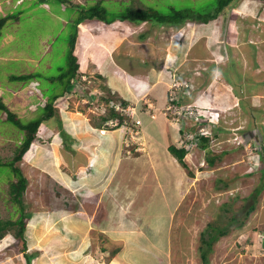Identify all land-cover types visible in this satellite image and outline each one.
I'll use <instances>...</instances> for the list:
<instances>
[{"label":"rangeland","instance_id":"374dc122","mask_svg":"<svg viewBox=\"0 0 264 264\" xmlns=\"http://www.w3.org/2000/svg\"><path fill=\"white\" fill-rule=\"evenodd\" d=\"M96 2L108 17L129 7L203 13L217 5V0H0V18L6 20L0 28V99L24 123L44 114L43 100L49 97L57 96L60 106L55 110L61 127L42 123L15 162L27 179L22 200L32 214L25 252L31 264H200V232L218 213L221 220L239 214L264 168V95H250L263 90L252 79L264 80V0H235L205 23L86 19L81 29L77 25L74 49L84 81L61 95L65 82L58 77L79 14L73 5ZM31 73L37 77H14ZM131 74L152 84L154 97L146 99L149 89L129 79ZM183 75L193 84L181 93L187 110L169 100L179 92L173 80ZM88 91L97 98L92 105ZM135 96L137 103H129L137 109L130 115L121 101ZM108 98L124 125L105 126L114 137L95 134L94 128L105 124L100 117L110 113ZM147 114L159 117L157 123L146 125L142 117ZM112 119L107 122L118 121ZM60 129L73 137L71 150L63 145ZM199 131L210 136L207 149L187 139ZM21 137L0 111V162L14 156ZM168 144L186 146V168L171 158ZM210 156H217L211 165ZM98 163H103L100 169ZM168 165L172 177L182 168L176 178L179 196L174 192L163 200L156 180ZM11 178V169L1 165L3 218L13 211L6 191ZM20 246L6 233L0 239V264H26ZM208 256L209 264H264V187L244 225L219 237Z\"/></svg>","mask_w":264,"mask_h":264},{"label":"trees","instance_id":"16d2710c","mask_svg":"<svg viewBox=\"0 0 264 264\" xmlns=\"http://www.w3.org/2000/svg\"><path fill=\"white\" fill-rule=\"evenodd\" d=\"M235 0H217V5L213 4V8H210V11H205L203 13L191 12V9H175L170 8V11L167 13H161L153 8L149 9H139L129 7L124 12L117 14L115 17H108L107 9L104 6H101L99 2H96L93 6H87L85 4H75L74 7L78 8L79 14L75 21V32L71 35L69 40V52L66 60V65L63 67V71L60 73L58 79L65 82L64 87L62 88L61 95H66L67 91L70 90V79L75 78L78 68V58L74 53L75 49V39L77 35V25L80 22H83L86 19H97L104 22H111L115 18L126 19L133 23H139L143 20H148L153 24H167V25H180L188 20H195L200 22H207L211 19L216 18L223 8L233 4ZM85 6V7H83ZM5 18H0V28L5 23ZM16 79L28 80L30 78H35V74H25L14 76ZM69 94V93H68ZM57 96L48 98L45 100V103L42 105L44 109V114L36 119L30 120L26 123L22 122L16 112L11 110L5 101L0 99V111L5 113V120L10 122L14 127H17L22 132V137L20 138V143L16 147L14 156L6 161L0 162V166L4 165L11 169L13 173V178L8 180V189L6 190L9 199L12 203L13 211L10 212L8 217H0V239L6 234L11 233L13 238L21 242L20 249L23 252L26 264H31V254L25 252L26 249V223L27 220L32 217L31 212L25 211V205L22 200V195L25 191L27 185V179L23 175L22 171L15 165V162L22 159L23 154L31 145L32 141L35 138V133L38 131L40 125L45 122L49 126L61 127V119L56 114L57 107L54 106ZM105 99V98H103ZM108 100V99H107ZM106 101V100H105ZM126 102L121 101L122 105H125ZM106 117H117L121 123V116L118 112L111 108L110 113L107 116H102L101 119H106ZM59 133L62 137L63 145L67 149L71 148V142L73 137L67 134L64 130H59ZM199 138V145L203 149H207L208 142L210 140L209 134L202 133ZM169 153L176 159V161L181 165V167L186 168V163L184 162L185 149L182 147H177L174 144H170L167 147ZM21 157V158H20ZM84 157V156H82ZM81 157V158H82ZM217 156L206 157L207 164H212L214 159ZM80 158V159H81ZM79 162H77L78 164ZM264 168H261V176L259 184L254 187L253 191L245 198V201L249 199V203H242L240 207L241 211L239 214H232L227 217L226 220H221L220 213L217 214L216 220L213 222H208L204 231L200 232V247H199V257L200 264H209V252L212 250L214 242H216L219 237L227 234L232 228H239L244 225V220L247 219L248 214L255 209L258 193L264 187ZM2 180V179H1ZM6 181V179H4ZM229 203H224L222 208ZM224 210H227L225 207ZM2 218V220H1ZM6 222V223H5ZM22 226V228H20ZM9 230V231H8ZM20 252V251H19Z\"/></svg>","mask_w":264,"mask_h":264},{"label":"crops","instance_id":"0c3cea01","mask_svg":"<svg viewBox=\"0 0 264 264\" xmlns=\"http://www.w3.org/2000/svg\"><path fill=\"white\" fill-rule=\"evenodd\" d=\"M221 14V13H220ZM215 19V18H214ZM200 22V21H199ZM208 22V21H207ZM202 23H205V22H202ZM215 30V29H214ZM203 49V51H204V49L205 48H202ZM228 62H229V66H227V67H230L231 66V64H232V59H230L229 57H228ZM99 69H102L100 66H97ZM113 71H116V72H118V73H120L119 72V70L118 69H116L115 67L113 68ZM223 74L224 75H226V73H225V71L223 72ZM244 74H246L247 76H249L247 73H244ZM99 75V74H98ZM227 75H228V73H227ZM124 77V76H123ZM125 78V77H124ZM130 78H132L133 80H134V83H136V84H138V83H140L141 81H139L140 79L139 78H141V77H139L138 78V76H136V75H130L129 76V79ZM129 79H125V81H124V83H123V85H125V89L127 90V87H126V81L128 82L129 81ZM250 79V78H249ZM119 80L121 81V79L119 78ZM253 81H255V82H259V83H261V85L263 86L262 88H263V90L262 91H255V92H252L250 95L251 96H254V97H259L260 95H264V80H260V78H253L252 79ZM122 82V81H121ZM111 83V82H110ZM148 82H141V86L142 87H147L149 90L148 91H145L144 92V95H145V97H146V99H147V97L149 96V95H151V96H153L154 97V95H155V92H152V91H150V89H151V87H152V84L151 85H149V84H147ZM112 85L115 87V88H117V86L116 85H114V83H112ZM109 91H110V89H109ZM131 91H128V93H130ZM146 94H148V95H146ZM240 96V95H239ZM144 97V96H143ZM161 98H162V96H161ZM161 98H160V100H161ZM159 99V98H158ZM137 100H138V98H136V96L134 97V98H131V99H125V101L124 102H126L125 104H127L126 106H127V108H130L131 110H132V115H133V113L135 114V109H137V105H135L134 107H130V101H135V103H137ZM146 100H144V102H145ZM161 101H164V100H161ZM261 102H257V105H259ZM256 104V103H255ZM255 104H253V102H252V104H250L251 106H254ZM249 105V104H248ZM139 112V111H138ZM148 116H144V117H142V119H143V121H144V123H146V125H150V124H152V123H157L156 121H158V120H156V119H159V117L158 118H156V119H152V118H150V116H149V114H147ZM134 117V116H133ZM135 118V117H134ZM158 127H159V125H158ZM151 131V133L153 132V131H155V130H150ZM163 132H165V129H164V131ZM108 133H111V132H107V133H104V135H108V136H110V137H114V136H112V134H108ZM156 133V132H155ZM95 134H97V133H95ZM99 135V134H98ZM113 135H115V134H113ZM148 135V134H147ZM156 135L158 136V134L156 133ZM100 144H103V145H106V144H104V142H101ZM100 157H103L102 155L100 156ZM171 158H173V160H174V157H171ZM97 165H98V168L100 167L101 168V166L103 165V163H98V164H96V167H97ZM99 168V169H100ZM169 169H170V166L168 165V168L165 170V171H163L162 173H161V176H162V178H160V179H157L156 181H159V182H161V191H162V193L160 194V197L159 198H162L163 200H164V198L167 196V195H172V193L174 194V192H176V194H178L177 192H178V190H179V185L177 184V183H179V182H177V179L176 178H178L179 176H178V173H179V171L182 169H180L179 171H178V173H176V176L175 177H172L171 175H169L167 172L169 171ZM98 174H100V172L98 173ZM85 178V177H84ZM98 178V177H97ZM99 179V178H98ZM176 179V180H175ZM74 180V179H73ZM85 180V179H84ZM83 181V180H82ZM86 189V195L88 196L87 198H89V196L91 195L90 193L91 192H89L88 193V191H89V189H88V187H86L85 188ZM94 190V189H93ZM92 191V190H91ZM156 192V191H155ZM155 194V193H154ZM175 195V194H174ZM154 195L153 194H150L148 197H147V200H151L152 199V197H153ZM178 196H179V194H178ZM177 200V199H176ZM166 222H164V224H165Z\"/></svg>","mask_w":264,"mask_h":264},{"label":"clouds","instance_id":"9594fccd","mask_svg":"<svg viewBox=\"0 0 264 264\" xmlns=\"http://www.w3.org/2000/svg\"><path fill=\"white\" fill-rule=\"evenodd\" d=\"M116 19V18H115ZM114 19V20H115ZM97 20V19H96ZM113 20V21H114ZM126 20V19H125ZM99 21H101V20H99ZM147 21V20H146ZM101 22H103L104 24L105 23H112V21L111 22H104V21H101ZM142 22V21H141ZM80 24H82V22H80ZM82 25H84V24H82ZM175 71V70H174ZM84 73V72H83ZM76 76H75V78H71L70 79V84H71V86H70V90H68L67 91V94L69 93L70 94V91H76V90H78L79 89V87H81V85H82V83H83V81H84V78H81L82 76H84V74H80V73H76L75 74ZM99 76H100V74H99ZM178 77V76H177ZM183 77V79H180V77H179V80H181V81H183V80H185L186 82V84L185 85H181L180 86V91L178 92V97L177 98H175V100H173L172 102L176 105V103H180L181 101H182V99H183V96L184 95H182L181 96V93L183 92V91H185V90H190V89H193V84H192V82L189 80L190 78H187V76H182ZM32 87H34V85H31ZM74 86H75V89H74ZM190 87V88H189ZM88 93H89V96L91 97V100L92 101H88V103H89V105H92V103H93V101L95 100V101H97V98H96V96H94V94L91 92V91H88ZM193 93V90H192V92L191 93H187V94H192ZM80 96H82L81 94H79ZM96 95H99V94H96ZM67 97H69V96H67ZM83 98V97H82ZM101 100L103 99V97H101L100 98ZM109 100H110V102H111V104H110V109L112 108L113 110H115L116 112H118L116 109H117V105H115V103L114 102H112V100L110 99V98H108ZM104 101H105V99H103ZM43 103H45V100H43ZM66 103H67V100H66ZM54 104V106L55 107H60V106H57L56 104H55V102L53 103ZM188 103H185V102H181L179 105H182V106H184V107H188V105H187ZM122 105V104H121ZM127 104H125V105H122V107H121V109L123 110V111H127L128 110V108H126L127 106H126ZM196 105V104H195ZM197 106V105H196ZM114 107H116V108H114ZM183 107V108H184ZM194 108H196L195 110H198V107H194ZM96 110V109H95ZM130 115H132V114H130ZM107 116V115H106ZM133 117V116H132ZM112 118H115V119H118L117 117H111V118H109V117H106V119H104V121L101 119V117H100V119L105 123V124H99V122H98V124H95V126H94V128H97L98 129V131L96 132L97 134H100V135H103L104 133H107L108 131H110L111 129H108V127H105V126H110V127H113V126H124L123 125V123H122V121H121V123L119 122V120L117 121V120H115L114 121V123L113 122H110V123H108L107 121L108 120H110V121H112L113 119ZM44 123V122H43ZM134 127H135V125H133ZM181 126H183V125H181ZM106 129H108V130H106ZM118 129V128H117ZM100 130H101V132H100ZM116 131V130H115ZM119 131V130H118ZM202 133H204V132H201V131H199V132H197V133H195V134H192V136H191V138H187L188 140H194V142L195 143H197L198 141L197 140H199V138H198V136H200ZM170 144H168L167 145V147L169 146ZM176 146V145H175ZM200 146V145H199ZM177 147H180V146H177ZM182 148H184L185 149V154H186V146H181ZM203 149V148H202ZM169 152V151H168ZM184 157H185V155H184ZM183 157V159H185ZM175 159V158H174ZM176 160V159H175ZM185 161V160H184ZM4 237V236H3ZM2 237V238H3ZM1 238V239H2Z\"/></svg>","mask_w":264,"mask_h":264},{"label":"built area","instance_id":"2783aa9c","mask_svg":"<svg viewBox=\"0 0 264 264\" xmlns=\"http://www.w3.org/2000/svg\"><path fill=\"white\" fill-rule=\"evenodd\" d=\"M173 82H175V83H172V86H174V89L176 90V91H180V86L181 85H185L186 83V81L185 80H183V81H181V80H179V76H178V78L176 77L174 80H173ZM170 92H172L171 90H170ZM178 96H176V97H171V99H169V100H171V101H173V100H175V98H177ZM171 105H173V106H176V108L179 106H182V105H175L173 102H171L170 103ZM184 106H182V108H183ZM175 108V107H174ZM176 108H175V111H178V110H176ZM185 110H187V107L185 108ZM181 111V110H180Z\"/></svg>","mask_w":264,"mask_h":264},{"label":"bare ground","instance_id":"6f19581e","mask_svg":"<svg viewBox=\"0 0 264 264\" xmlns=\"http://www.w3.org/2000/svg\"><path fill=\"white\" fill-rule=\"evenodd\" d=\"M81 27H82V24L81 25H79V28L81 29ZM101 132V131H100ZM32 157V156H31ZM21 158V157H20ZM40 159V158H39ZM122 169V168H121ZM124 172V171H123ZM263 210V209H262ZM5 218V217H4ZM1 220H2V218H1ZM6 223V222H5ZM20 228H22V226L20 227ZM9 231V230H8ZM8 239V238H7ZM66 256V255H65ZM15 262V261H14ZM18 262V261H17ZM29 264V263H28Z\"/></svg>","mask_w":264,"mask_h":264}]
</instances>
